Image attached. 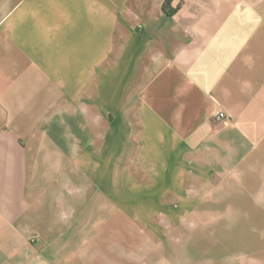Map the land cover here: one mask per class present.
Here are the masks:
<instances>
[{"label":"crops","instance_id":"crops-1","mask_svg":"<svg viewBox=\"0 0 264 264\" xmlns=\"http://www.w3.org/2000/svg\"><path fill=\"white\" fill-rule=\"evenodd\" d=\"M163 1L0 0V264H108V204L264 264V0Z\"/></svg>","mask_w":264,"mask_h":264},{"label":"rangeland","instance_id":"rangeland-1","mask_svg":"<svg viewBox=\"0 0 264 264\" xmlns=\"http://www.w3.org/2000/svg\"><path fill=\"white\" fill-rule=\"evenodd\" d=\"M184 208L108 204V264H202L192 247L208 238L185 220Z\"/></svg>","mask_w":264,"mask_h":264},{"label":"trees","instance_id":"trees-1","mask_svg":"<svg viewBox=\"0 0 264 264\" xmlns=\"http://www.w3.org/2000/svg\"><path fill=\"white\" fill-rule=\"evenodd\" d=\"M180 3H178L176 6H172V0H164L162 3V12L167 16V17H172L174 16L177 11L179 10Z\"/></svg>","mask_w":264,"mask_h":264},{"label":"built area","instance_id":"built-area-1","mask_svg":"<svg viewBox=\"0 0 264 264\" xmlns=\"http://www.w3.org/2000/svg\"><path fill=\"white\" fill-rule=\"evenodd\" d=\"M217 117H218L219 119H222V118H224V114L219 112V113L217 114Z\"/></svg>","mask_w":264,"mask_h":264}]
</instances>
